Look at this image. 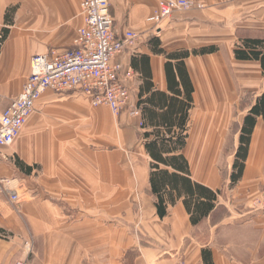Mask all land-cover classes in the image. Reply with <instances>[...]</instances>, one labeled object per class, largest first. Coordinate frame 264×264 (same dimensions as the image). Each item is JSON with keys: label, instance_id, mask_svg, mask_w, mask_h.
I'll use <instances>...</instances> for the list:
<instances>
[{"label": "crops", "instance_id": "1", "mask_svg": "<svg viewBox=\"0 0 264 264\" xmlns=\"http://www.w3.org/2000/svg\"><path fill=\"white\" fill-rule=\"evenodd\" d=\"M188 1L204 8L174 12L153 26L147 19L157 9V0H109L116 37L123 38L127 31L139 35L113 62L121 66L129 107L137 108L150 106L145 102L153 93L174 96L165 66L176 61L167 56L189 54L183 64L193 89L192 108L181 154L193 182L214 192L226 189L215 210L192 226L180 200L159 219L150 193L151 160L143 139L152 128L139 126L142 114L132 116L125 109L114 116L107 107H92L82 94L47 90L13 145L2 149V157L8 159L0 160V178L11 181L9 189L22 201L14 207L0 197V264L29 259L25 243L30 240L28 264H126L129 252H136L132 264H174L181 258L186 264H203L204 249L210 250L214 264H264V214L249 208L264 188L261 117L256 118L241 179L231 185L229 177L222 180L216 166L240 94L248 92L252 97L247 109L239 113L241 128L255 100L264 93L260 64L237 61L233 54L244 39L264 40V0ZM80 3L0 0V36L7 31L0 42V111L18 96L32 56L72 46L83 24ZM202 49L214 50L193 54ZM179 90L184 98L180 85ZM135 153L147 162L139 161ZM191 160L199 161L201 179L194 178ZM137 203H143L139 211ZM221 207L227 215L212 222ZM237 218L244 226L254 224L261 234L251 258L227 256L225 251L238 246L214 240L220 226ZM202 226L209 230L204 242L198 234Z\"/></svg>", "mask_w": 264, "mask_h": 264}, {"label": "built area", "instance_id": "2", "mask_svg": "<svg viewBox=\"0 0 264 264\" xmlns=\"http://www.w3.org/2000/svg\"><path fill=\"white\" fill-rule=\"evenodd\" d=\"M203 8L202 4L188 0H157V9L147 22L157 26L174 12ZM80 12L83 24L76 31L72 46L32 56L29 74L18 96L0 111V160L8 159L2 157V149L10 147L19 137L36 102L47 90L55 94H82L88 97L92 107H107L114 116L125 109H130L132 116L141 114L140 108L129 107L130 94L121 81V66L113 62L126 46L138 40L139 35L127 31L123 38L116 37L109 0H81ZM10 182L0 178V197H6L17 207L22 198L9 189ZM250 209L264 213V190ZM25 247L29 252L30 242L25 243ZM16 264L26 263L19 261ZM174 264L184 262L180 259Z\"/></svg>", "mask_w": 264, "mask_h": 264}, {"label": "trees", "instance_id": "3", "mask_svg": "<svg viewBox=\"0 0 264 264\" xmlns=\"http://www.w3.org/2000/svg\"><path fill=\"white\" fill-rule=\"evenodd\" d=\"M13 13L14 9H11L10 14ZM8 15L6 14V22L9 25L11 20L7 19ZM6 34L7 31L4 30L0 42L4 41ZM212 50L214 49H202L193 54L204 55ZM157 52L162 53L160 50ZM233 54L237 61L258 62L264 74V40L244 39L235 46ZM188 56L187 52L167 56L168 59L176 61L174 65L168 62L165 66L168 87L174 96L168 98L162 93H153L145 102L150 106L139 108L143 117L142 128H152L151 132H144L143 139L145 150L151 160L149 184L150 193L155 198L156 215L163 219L167 215L168 207L181 200L189 215L190 224L197 226L215 210L221 193L193 182L188 163L181 154L185 145L188 112L192 108L193 89L183 64V59ZM179 85L184 98H181ZM257 117L264 121V93L255 100L243 119L238 138L239 145L229 177L231 185L236 184L242 177ZM16 165L24 169L23 164L18 161ZM25 172H30V168H26ZM135 256L136 252L127 253L126 264H132ZM201 259L203 264H214L209 249L201 251Z\"/></svg>", "mask_w": 264, "mask_h": 264}, {"label": "rangeland", "instance_id": "4", "mask_svg": "<svg viewBox=\"0 0 264 264\" xmlns=\"http://www.w3.org/2000/svg\"><path fill=\"white\" fill-rule=\"evenodd\" d=\"M240 93L241 92H238V95ZM251 100H252V97H251L250 93L244 92V93L240 94V100L238 102V105H236L234 108H232V115L233 116H232L231 123L229 125L228 135H227V138H226L225 143H224V149H223L224 152H223V154L220 155L219 159L217 160V164H216V166L220 172V176H221L222 180H224L226 177L227 178L230 177L229 176L230 167H231V173H232V165H233L234 158H235V152H236L238 145H239L238 135L240 134V127H239V123L237 120L239 117V113H242V111H245L247 109L246 105H248L251 102ZM137 108H139V107H137ZM139 126H140V124H139ZM141 126H142V123H141ZM135 156L138 157L139 161H141V159H143L144 160L143 162H147V159L145 157H143V155H141V153L140 154L135 153ZM191 162H192V171H193L192 173H193L194 178L195 179H201L203 174L201 171L198 170L199 161L196 160L195 162H193L191 160ZM263 190H264V188L259 192L258 196L251 201L250 205L252 204V202L255 199H257L259 197L260 193ZM220 193H221L220 197L225 196L226 189L222 188ZM136 205H137L136 210L139 211L141 209V205L143 206V203L142 204L137 203ZM249 208H250V206H249ZM226 211L227 210L225 209V207L219 208L217 210V213L213 216L212 222L215 221L216 219L224 217V215H227ZM253 213L264 214V213H260V212H253ZM242 223H244V221L242 222L240 218H237L235 220V222H233L231 224H227V225L223 224L222 226H220L215 231V234H214L215 239L214 240L218 244H224L225 242H229V243H232L234 246H238L237 249H233L232 251L231 250H229L228 252L225 251V254L227 256H231V255L234 257L238 256L237 258H251V257H253L252 255L254 253L256 244L261 237V234L258 233L256 226L254 227V224H249V226L248 225L244 226ZM197 233H198V231H197ZM198 234L200 236V240L202 242H204L205 240H208L209 230L206 227L202 226V227H200V233H198ZM247 246H249L247 249H243V248H246ZM131 253H134V252H131ZM26 254L29 257V259H26L25 263L28 264V261L30 260V258L32 256L31 240H30V251L27 252V249H26ZM181 260L184 262V264H186L184 258H181Z\"/></svg>", "mask_w": 264, "mask_h": 264}]
</instances>
